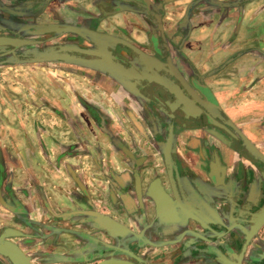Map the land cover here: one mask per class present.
<instances>
[{
	"label": "crops",
	"instance_id": "crops-1",
	"mask_svg": "<svg viewBox=\"0 0 264 264\" xmlns=\"http://www.w3.org/2000/svg\"><path fill=\"white\" fill-rule=\"evenodd\" d=\"M46 26L96 34L86 41L93 52L121 48L130 58L146 48L159 90L174 91L173 73L191 74L230 124H256L248 133L257 138L248 137L264 148V0H0L3 30L33 37ZM47 64L0 65V262L15 264L10 246L26 264L169 250L171 238L158 242L161 230L152 229L162 226L180 246L197 240L214 257L224 247L230 262L240 252V261L264 263V219L261 232L243 237L264 214V180L257 188L243 178L250 162L235 163L237 146L213 144L215 130L170 127L118 63ZM125 77L126 91L112 85ZM219 151L224 161L214 167Z\"/></svg>",
	"mask_w": 264,
	"mask_h": 264
},
{
	"label": "flooded vegetation",
	"instance_id": "flooded-vegetation-1",
	"mask_svg": "<svg viewBox=\"0 0 264 264\" xmlns=\"http://www.w3.org/2000/svg\"><path fill=\"white\" fill-rule=\"evenodd\" d=\"M158 30H159V31H157L158 37L161 38L162 35H164V34L161 33V30L159 28H158ZM165 35L167 36V34H165ZM52 36H53V34L48 35V37H41V38L35 37V39L44 40L43 45L36 46V48L39 49L40 51H42L46 47H49L52 45L54 46V45H58V44L61 45L62 44V47H68V48L72 49L67 44L76 43V44H78L76 46L80 47V49H82V50L92 51V49H93L92 45L87 43L80 36L66 34L64 37L59 39V42L58 41L55 42V39H51ZM133 44H135V43H133ZM152 44H153L152 39H149V46H148L149 48H147V50L151 49ZM136 46H138V45H136ZM138 47H139V49L135 48L136 52L134 51L136 53L137 57L132 56V55H134L132 53V51H128L126 53L132 57H130V58L127 57L121 48H117V50H112V51L114 53L119 54L122 57L126 58L133 65H135L140 70V72H142L144 74L147 81L151 84V88L153 90L157 91L167 102L170 101V104L175 109L185 111L187 114L193 115V116L195 114H201L202 113L201 109H203L207 113H209L210 115H213L214 117H216L217 120H219V122L221 121L222 123L227 125L234 132V134L237 136V138H235L232 134H229L228 132H225L224 130H222L216 126L209 124L208 122H206L205 125L199 127L198 124H200V122H198L197 120H194L192 118L185 117L184 114L181 112L176 113L175 117L171 116V115L167 114L162 109V107L160 106V108L162 109V111L164 113V116H162V117L165 118V120L169 123L170 127L182 128L185 126L186 128H192V129L195 128V130L196 129H199V130L200 129H206L210 132L215 130L212 132L215 134H213L211 137L213 144H215L216 142L225 141L226 145L229 144V146H230L232 144L234 146H237V147H235L236 149L234 150L235 152L237 151V153L233 157V160L235 161L236 164L243 163L244 159H246L248 162H250L248 164L249 168L245 170V173L243 172V178L247 179V180H253V186L259 188L260 182L262 180H264V148H261L260 146L258 147L256 145V143L250 137H248L247 134H245L246 131L244 129L236 128L235 125L230 124V122L224 116H221L218 113V109L215 106H213L211 103H209L207 101V98H205L206 96L204 95L205 96L204 97L203 95H201L199 90L196 88V85H194V83L192 82L191 74L187 73L183 76H180L179 74L173 73L172 75H170V83L171 82L174 83V85H175L174 91L173 90L167 91L164 89L159 90L156 83L160 82L162 79L159 76H157L156 74L151 73L152 71L149 68L150 67V61H148L145 58L146 56H142V55H144L143 52H144V50H146V48H144V47L142 48L140 46H138ZM25 49H27V48L26 47L20 48L18 50L19 55H22V51H24ZM58 51H60V50H58ZM0 53H2V52L0 51ZM61 53H67V52H66V50H62ZM158 55L160 56L159 53H158ZM11 58H12L11 56L1 57L0 61L1 62L2 61H8ZM90 63L93 65L95 64L92 62H90ZM109 63H111V64L115 63L116 64V62H114V61H109ZM63 65H64V67L67 68V70H73L74 68L78 69V67H76V65L60 63V66H63ZM114 74H117V73H114ZM129 78L131 79L129 81V83L132 85L133 80L130 76H129ZM103 79H104V76L98 75L99 81H103ZM111 80H113V79H111ZM113 81H114V83H113ZM113 81H111L112 85L116 84L115 85L116 88L119 87V88L124 89L125 91L127 90L129 83H128L126 77L124 78V83H122V82L119 83L118 81H115V80H113ZM148 90L149 89H144V93L148 94ZM140 95H139L140 98L144 97V99L146 98L145 100L147 102H151V101H148L149 99L147 97H145V96L141 97ZM198 95H201L202 99H200ZM173 135H176V134L173 133ZM258 135L260 137L259 139L264 142V138H261V134H258ZM172 138H175V136H173ZM240 146H243V147L240 148ZM247 148H250L253 152H255V155H252L251 152ZM220 156H221L220 151H219V154L216 153L213 156L215 159V161L213 160L214 161L213 162L214 167H217L219 165L218 163H222L224 161V160H221ZM262 225H263V222H261L259 220L257 222L255 221V223H253V224H245L243 229L245 232H248L249 234L245 233L243 237L249 239L250 237L256 236L257 233L261 232V230L263 228ZM152 229L153 230H157V229L161 230L160 231L161 234H159V237L158 236L155 237V238H157L158 242L163 241V240L168 239V238H171V240H172L171 243L170 242L168 243L171 246V247H169L170 248L169 250H161V249H163V247H160V250H157L156 248L150 247V248H148V250L146 251L145 254L138 255V253L133 254V253L129 252L131 254H123L122 258L125 260H129V261L136 263V264H238V262H240V264H250L248 257L246 258L244 256L241 259V261H240V259H238L239 256L242 255L240 252L237 253V256H238L237 260L234 261L236 263H234L233 261L230 262V260L232 259L231 253L226 252L227 253V256L225 255L226 257L223 256V254H222V252L224 251V247H220V248L215 249L217 252L215 251V257H214L211 254V253L214 254V252L213 251L210 252L209 250L208 251L204 250L202 248V246L199 245L198 242H196L197 240L196 241L195 240L194 241H188L186 244L180 246V243L177 242L178 240H175V238L178 239L177 238V236L179 235L178 233L176 234L173 231V233L167 234L166 231L164 230L165 227L163 228L162 226H152ZM209 235H211V234H208L207 236H209ZM207 236H202V237L198 236V238L206 239ZM158 246H162V245L158 244L156 247H158ZM243 246H244V244H243ZM263 256H264V253L258 254V257H263ZM0 264H3V263L0 262ZM262 264H264V263H262Z\"/></svg>",
	"mask_w": 264,
	"mask_h": 264
},
{
	"label": "water",
	"instance_id": "water-1",
	"mask_svg": "<svg viewBox=\"0 0 264 264\" xmlns=\"http://www.w3.org/2000/svg\"><path fill=\"white\" fill-rule=\"evenodd\" d=\"M53 34V37L55 39L61 38L65 36L66 34L70 35H76L83 38L85 41H94L96 42L99 38L96 34H86L85 36L81 33V30L78 27L73 26H58L57 28H50L48 26L39 28L36 32L32 33V35H39L43 36L46 34ZM51 40V39H50ZM44 40H38L33 37H26L22 36L17 33H12L8 30H3V28H0V58L5 56H11L12 58L8 61H0V65L4 63H18V62H45V63H62V64H72L76 66H82V67H89L91 66V63H101V62H108V61H114L118 63L120 66L124 68L126 73L132 78L133 80V88L140 93L142 96L147 97L148 99L153 100L154 102L159 103L164 111L174 116L176 113H183L185 117L192 118L194 120H197L200 122L198 124L199 127L203 126L208 122L209 124H212L225 132H228L229 134H232L235 138L237 136L234 134V132L224 123L219 122L217 119H214L213 116H211L209 113H207L205 110L201 109V114H195L189 115L185 111L177 110L175 109L170 103H168L164 98L155 90L151 88V84L147 81L146 77L140 70L133 65L130 61H128L126 58L122 57L119 54L114 53L113 51H103V52H93V51H85L82 49H79L78 47H71L72 49L68 47H62L59 45L58 47L55 46H49L44 48L42 51H40L37 48H29L27 50L23 51V54L25 56L19 55L18 50L20 48L24 47H36L43 45ZM60 50V51H58ZM62 50H66L67 53H61ZM90 63V64H89ZM199 85V88L201 92L206 96L207 101L213 105L214 100L210 93L205 92L206 86L205 85ZM144 89H149L148 94L144 93ZM264 219V214L260 215L259 220ZM112 223L115 226V230L118 232L119 230L125 229V226L122 224H119L117 222L112 221ZM124 242V240H122ZM10 254L9 257L12 259V261L15 264H20L21 262H25L26 258L24 257L23 253L16 247L10 246ZM97 264H136L129 260L125 259H105Z\"/></svg>",
	"mask_w": 264,
	"mask_h": 264
},
{
	"label": "rangeland",
	"instance_id": "rangeland-1",
	"mask_svg": "<svg viewBox=\"0 0 264 264\" xmlns=\"http://www.w3.org/2000/svg\"><path fill=\"white\" fill-rule=\"evenodd\" d=\"M33 37H34V34H33ZM35 37L36 38H41V37H48V34H46V35H43V36H39V35H35ZM64 37V36H63ZM62 38V37H61ZM51 39H55L53 36L51 37ZM58 39H60V38H58ZM58 42H59V40H58ZM28 49V48H27ZM27 49H25V50H27ZM45 65V64H44ZM47 66H50V67H57V68H59L60 67V64H57V63H54V64H47ZM59 66V67H58ZM235 125V124H234ZM247 133H248V131L250 132V133H252V131L255 133V130H256V124L255 123H253V124H251V125H249V126H245L244 128H243ZM249 134L248 136H254V137H256V134ZM247 136V135H246ZM257 138V137H256Z\"/></svg>",
	"mask_w": 264,
	"mask_h": 264
}]
</instances>
